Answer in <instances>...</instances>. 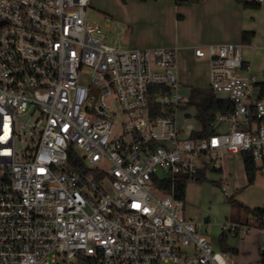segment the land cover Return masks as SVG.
I'll return each instance as SVG.
<instances>
[{"label":"built area","instance_id":"1","mask_svg":"<svg viewBox=\"0 0 264 264\" xmlns=\"http://www.w3.org/2000/svg\"><path fill=\"white\" fill-rule=\"evenodd\" d=\"M88 7L0 0V264H229L173 180L215 171L228 196L225 159H264V96L241 45L192 48L208 88L232 103L193 138L177 48H118Z\"/></svg>","mask_w":264,"mask_h":264},{"label":"rangeland","instance_id":"2","mask_svg":"<svg viewBox=\"0 0 264 264\" xmlns=\"http://www.w3.org/2000/svg\"><path fill=\"white\" fill-rule=\"evenodd\" d=\"M174 2L171 0H89L87 9V19L99 22L106 40L110 44L116 45L118 48H147V47H176L180 49L177 55V71L178 77L182 83V96L189 99L190 86L204 87L208 85V68L206 58H195L188 55V46L195 43L193 38L180 34L173 21L176 18ZM185 6V4H179ZM104 15L110 18L109 22H103ZM238 18L247 24L246 30H253L256 37H252L247 43H242L240 51L242 56H248L251 63V72L256 76L257 81L264 79V3L260 8H243L240 6L238 10ZM257 30V32H256ZM195 38V37H194ZM189 116L184 121V127L188 129H197L198 124L194 119V110L188 109ZM260 162H257L259 164ZM206 180L204 183L211 185L212 181L218 180L220 177L218 172H205ZM198 182H188L185 187V195L191 202L195 191L193 185ZM206 203H208L209 194L206 190ZM209 194V195H208ZM190 195V196H189ZM205 194H202V199ZM186 197V199H187ZM184 214L192 218L194 221L200 222L201 231L205 234L208 242L214 250L222 251L220 245V236L222 235L221 223L212 221L204 223V216L197 211L191 213L190 207L185 203ZM194 214V215H193ZM243 223L245 218L241 217ZM249 225L252 227L250 232L244 236H237L233 233L225 232V245L235 247L239 241L247 240L248 235L256 232L255 220L250 218ZM263 237V235H262ZM261 237V238H262ZM262 245L263 241L260 240ZM237 254V252L235 253ZM228 258V263L237 259Z\"/></svg>","mask_w":264,"mask_h":264},{"label":"crops","instance_id":"3","mask_svg":"<svg viewBox=\"0 0 264 264\" xmlns=\"http://www.w3.org/2000/svg\"><path fill=\"white\" fill-rule=\"evenodd\" d=\"M171 1L173 2V0ZM175 6L176 11H178L173 21L174 25H176L175 28L181 32L180 34L196 40L193 45L188 46V55L191 57L193 56L192 48L196 46L226 42L242 44L240 38L241 31L247 29V24L238 18V10L240 6H243L235 0H194L193 3L185 4V6H180L179 4ZM253 37H256V35ZM246 45H248V43ZM178 52L180 54L179 48H177V55ZM242 57L251 69L248 56ZM204 87H208V85ZM257 162L260 163L257 164ZM256 164L258 170L256 172L255 181L247 185L241 156H228L224 161L222 171L227 179L228 196H224L221 193L217 180L212 181L211 185L209 183H204V181L195 183L196 185L192 187L195 191V195H193L191 202L188 200V195H185L183 198L184 211L186 203L187 207H190L191 213H197L198 211L202 214L203 212L206 215L203 218L205 219L204 223L207 224L212 221L217 223L222 222V224L227 221H235L233 218L236 217V213H239L240 217L244 216L250 220L252 217L250 215L246 216L242 211H237L228 201V198L233 196L235 200L248 208L264 205V159L256 161ZM206 190L211 194H208V203H206L205 200L207 197L205 193ZM202 194H205L203 199ZM239 215L237 216L238 218ZM262 235L263 231L257 229L256 232L248 235L247 240H243L242 238L238 245L235 246L237 249V254H235L237 259L233 264H260L264 259V245H262L260 241L261 239L263 241ZM227 255H229L231 259L234 256V254L232 255L229 253H227ZM230 263L232 264V262Z\"/></svg>","mask_w":264,"mask_h":264},{"label":"trees","instance_id":"4","mask_svg":"<svg viewBox=\"0 0 264 264\" xmlns=\"http://www.w3.org/2000/svg\"><path fill=\"white\" fill-rule=\"evenodd\" d=\"M145 1V0H140ZM237 3L241 4L244 8H260V3L256 0H235ZM175 4H191L194 0H173ZM255 35L253 30H242L241 31V42L249 43L251 38ZM264 74V70H263ZM257 89V97L261 98L264 96V79L256 81L254 84ZM188 105L194 109V119L198 124V128L193 130L191 136L193 138H206L214 131V124L218 115H228L232 111V103L224 98L217 96L208 87H198L190 86V96L188 99ZM241 160L243 162V168L246 176V184L250 185L255 181L256 172L258 170L256 161L252 158L249 152L240 153ZM192 181L201 182L206 180L205 172L198 173ZM186 176H177L173 180V187L175 190V196L177 198L183 199L185 196V187L188 182H191ZM170 181H165V187L170 188ZM228 201L234 206L237 211H242L247 215H250L253 220H255V228L264 231V205L248 208L242 203L238 202L230 196ZM236 213V217L233 220L237 222H242V218ZM243 217V216H242ZM244 222L249 223V219L243 218ZM220 245L222 247L223 253L235 254L237 249L235 247H228L225 245V234L224 232L220 236ZM260 264H264V259Z\"/></svg>","mask_w":264,"mask_h":264}]
</instances>
